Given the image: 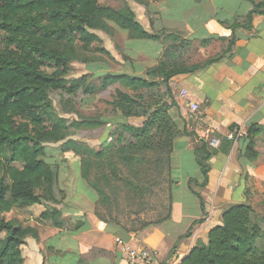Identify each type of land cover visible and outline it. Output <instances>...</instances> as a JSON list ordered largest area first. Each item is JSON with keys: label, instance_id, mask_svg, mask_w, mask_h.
I'll return each instance as SVG.
<instances>
[{"label": "trees", "instance_id": "trees-1", "mask_svg": "<svg viewBox=\"0 0 264 264\" xmlns=\"http://www.w3.org/2000/svg\"><path fill=\"white\" fill-rule=\"evenodd\" d=\"M151 1L154 0H134L146 9L153 25L151 17L157 11ZM95 32L112 38L119 34L127 37L130 50L123 56L125 61H135V52L140 51L133 45L137 42H163L162 56L153 66L142 67L138 63L129 72L119 71L117 68L123 64L108 51L106 54L118 63L111 71L113 67L105 60L93 58L89 53L97 40ZM0 37V264H24L22 247L26 240H40L36 228L5 218L14 209L44 206L38 221L56 229L78 230L83 225L78 222L71 226L57 207L58 203L47 196L53 194L59 183L58 169L46 160L48 144H61L63 152H74L86 159L83 177L99 195L100 205L108 209L110 216L118 213L117 191L114 186L110 190L108 184L94 185L88 176L89 168L99 165L110 152H115L133 177L125 179L120 167L113 172L114 178H123L120 181L128 188L127 199L138 209L124 213L137 216L147 213L146 207L141 206L146 196H152L151 188L167 182V214L157 215L153 222L132 220L131 224L135 231H141L168 221L173 186L170 158L175 141L185 135L170 114L177 106L172 80L200 68L174 58L182 34L165 28L148 32L127 2L114 9L96 0H0ZM75 63L98 64L95 72L101 69L102 72L69 81L66 76ZM48 67L53 71L47 70ZM80 91L92 96L111 91L107 115H120L127 122L145 121L139 127L129 123L117 126L114 138L105 141L100 150L92 149L73 137L85 127H101L103 122L85 117L71 98L63 99L64 96L73 98ZM54 97L58 98L62 113L79 118L70 122L58 115ZM259 132L249 128L242 139L251 156L257 154L255 136ZM224 143L229 151L233 142L226 139ZM215 153L209 142H202L196 149V161L204 181L199 183L193 178L189 180L190 185L207 186L209 160ZM147 181L150 187L143 184ZM192 192L203 207L201 194ZM115 224L121 225L118 221ZM178 264H264V216L250 202L225 208L221 224L210 229L207 242L197 239L190 253Z\"/></svg>", "mask_w": 264, "mask_h": 264}, {"label": "crops", "instance_id": "crops-1", "mask_svg": "<svg viewBox=\"0 0 264 264\" xmlns=\"http://www.w3.org/2000/svg\"><path fill=\"white\" fill-rule=\"evenodd\" d=\"M129 5L148 32L163 28L180 32L174 58L200 66L196 72L172 80L177 106L170 114L185 135L175 141L170 158L171 218L135 231L132 220H153H138L146 213L128 214L126 223L120 220L125 216H106L98 210L99 195L83 181L80 195L65 201L63 211L70 224L82 222V227L47 226L46 233L41 229L39 241L28 238L22 247L24 264H128L126 245L156 252L157 264H178L197 239L207 242L210 229L221 224L225 208L250 202L264 216V0H160L151 17L155 16L153 25L144 7L131 1ZM149 42L157 49L147 54L135 52V57L147 58L145 65L153 66L162 56L164 43L144 44ZM128 44L126 40L124 47L129 49ZM117 69L133 71L125 64ZM191 103L198 106L196 112ZM252 127L260 130L255 136L256 155H250L244 137L227 150L224 140L230 134ZM208 130L218 140L217 146L211 145ZM202 142H209L216 151L209 160L205 187L189 184L193 178L204 181L196 161V149ZM143 184L150 187L148 182ZM192 190L201 194L203 207Z\"/></svg>", "mask_w": 264, "mask_h": 264}, {"label": "rangeland", "instance_id": "rangeland-1", "mask_svg": "<svg viewBox=\"0 0 264 264\" xmlns=\"http://www.w3.org/2000/svg\"><path fill=\"white\" fill-rule=\"evenodd\" d=\"M129 1L134 2V0H96L98 4L108 6L110 8L118 9L124 2H127L129 4ZM151 6L154 8L156 6V1H151ZM155 17V16H154ZM153 17V18H154ZM154 20V19H153ZM157 20V19H156ZM158 21V20H157ZM97 35V40L94 42V44L91 46L89 53L91 57L95 58L96 56L100 59H103L106 61V64L109 65V67H113L111 71H114L118 67V63H122L123 65H128L132 69L137 66L139 63L142 67H148L145 65V61L147 58L142 57H134L135 61L132 63L131 61H125L124 60V54L129 49L128 47H124V43L127 40V37H125L123 34L116 35L115 37L107 36L101 32H95ZM2 41V37H0V42ZM157 42L158 41H154ZM136 48L140 49V51H143L144 54H147L148 51H152L153 48L157 49L156 45H151V43L142 44V43H134L133 44ZM119 46V47H118ZM145 50V51H144ZM110 53H109V52ZM111 54L114 56L119 62L115 63L113 59H111L110 55H107L106 53ZM98 64H81V63H75L71 66L70 70L67 73L66 79L69 81H73L75 79H79L84 76H96L102 72V69L100 71L95 72V68H97ZM108 68V66H106ZM111 69V68H109ZM49 71H53L52 67H48ZM134 70V69H133ZM95 72V75L93 74ZM107 91L104 93L99 94L98 96L94 95H87L85 92L80 91L77 96H74L73 98L68 96H64V100H70L72 99V104L75 105V108L82 113L85 117L91 118L93 120L102 121L103 125L101 127H97L96 129H91L89 127H85L78 131L77 135L73 138L85 143L87 146H89L92 149L100 150L103 146V143L106 141L108 142L110 138H114L116 136V128L119 125L128 123L126 120H124L120 115L112 114L107 115L105 111L107 109H110V106L108 105V102L110 100L111 94L113 92ZM54 108L55 111L60 115L61 117H65L69 119V121L77 120L79 117L75 114H64L62 113V107L60 106L58 98L54 97ZM145 120H131L129 121V125L134 126H141ZM46 160L49 161L54 168L58 169L59 171V183L56 185L53 194H47L49 198H51L53 201L58 203V206L62 211H66L65 201L71 202L76 197L80 195L81 188L83 186V181L88 182L84 179L83 173L85 169V162L86 159L82 158L81 156L75 154L74 152H63V147L61 144H48L46 145ZM112 162V163H110ZM98 163V162H96ZM123 161L116 156L115 152H110L107 157H104L99 165L92 166L89 168V174L90 181L94 183V185H107L108 188L111 190V186H114L113 189L117 191V201L116 206L118 208V214L114 213V217L118 218L117 215L125 216L120 217L122 223H126L128 219H126L128 213H124L128 211L129 209L138 210L135 209V206H132L130 204V201L127 199V190L128 188L124 186L123 182L118 180L117 178L113 177V172H115V169L119 171V167L121 168L120 171L123 173V177L126 179L132 176H129L127 169H123ZM95 165V164H94ZM17 166V165H15ZM55 169V170H56ZM121 176V177H122ZM107 179V180H106ZM105 180L108 182L106 183ZM149 183V181H147ZM86 183L85 186H86ZM112 184V185H110ZM87 186L89 187L88 183ZM167 182H162L156 186L154 192L152 193V196H146L145 202L141 207H146L147 212L146 216L141 215L142 219L138 220H156L157 215L161 214L162 217L165 216L168 212V206H169V192L167 190ZM84 187V186H83ZM93 190V189H92ZM62 191V192H60ZM74 194L72 195V193ZM63 193V194H62ZM174 194V193H173ZM112 204V202H110ZM138 206V203H137ZM160 206H163L164 208L161 209ZM126 207V209H125ZM167 207V208H165ZM32 208V209H31ZM45 209L44 206H33L30 208H17L14 209L11 213L6 215L7 220H19L24 226H32L36 228L39 231V235L41 232V229L44 233H46L47 226H50L47 223H44L42 221H38V217L40 216L39 210ZM67 209H70V207H67ZM98 210L101 211L106 216H110L107 212L106 207H98ZM152 210H156V214L152 212ZM223 212V211H222ZM124 213V214H122ZM128 218V217H127ZM73 224H71L72 226ZM198 227V226H197ZM196 227V229H197ZM195 229V230H196ZM199 229V228H198ZM135 248H139L135 247ZM150 250V249H149ZM152 251V250H150ZM153 252V251H152Z\"/></svg>", "mask_w": 264, "mask_h": 264}, {"label": "built area", "instance_id": "built-area-1", "mask_svg": "<svg viewBox=\"0 0 264 264\" xmlns=\"http://www.w3.org/2000/svg\"><path fill=\"white\" fill-rule=\"evenodd\" d=\"M187 92L182 91L181 95L186 96ZM191 109L196 112L199 108L196 104L191 103ZM207 135L210 136V143L213 146L218 145V140L214 138L212 130L207 131ZM246 136L245 129H239L236 132L230 134L228 136L229 140H231L234 146L238 143V141ZM120 244L121 241L118 240ZM124 252L127 259L128 264H157L156 263V252L150 251L148 248L139 247V248H132L129 246H124Z\"/></svg>", "mask_w": 264, "mask_h": 264}]
</instances>
